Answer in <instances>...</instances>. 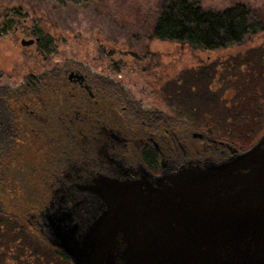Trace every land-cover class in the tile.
Here are the masks:
<instances>
[{"label": "rangeland", "instance_id": "rangeland-1", "mask_svg": "<svg viewBox=\"0 0 264 264\" xmlns=\"http://www.w3.org/2000/svg\"><path fill=\"white\" fill-rule=\"evenodd\" d=\"M159 1L88 0L57 9L34 0H0V87L17 86L29 73L76 61L121 82L139 106L247 150L264 133V30L215 50L156 39L151 28ZM238 2L264 24V0H201V5L218 11ZM31 27L48 41L45 59L34 47L20 45L31 38ZM186 89L192 92L188 106L181 100ZM1 234L7 240L8 232ZM26 246L46 262L69 264L54 259L50 249ZM0 249V256L9 251L1 242ZM12 253L17 255L16 248L7 254L9 261L15 258Z\"/></svg>", "mask_w": 264, "mask_h": 264}, {"label": "water", "instance_id": "water-1", "mask_svg": "<svg viewBox=\"0 0 264 264\" xmlns=\"http://www.w3.org/2000/svg\"><path fill=\"white\" fill-rule=\"evenodd\" d=\"M228 148L154 182L92 177L78 190L98 200L96 215L83 227L47 208V243L71 264H264V133Z\"/></svg>", "mask_w": 264, "mask_h": 264}, {"label": "flooded vegetation", "instance_id": "flooded-vegetation-1", "mask_svg": "<svg viewBox=\"0 0 264 264\" xmlns=\"http://www.w3.org/2000/svg\"><path fill=\"white\" fill-rule=\"evenodd\" d=\"M30 35L34 42L27 47H34L45 59L44 36L35 27ZM2 87L14 95L28 89L34 96L32 104L18 107L23 114L20 125L28 131L67 130L73 138V147L68 144L61 149L52 180L46 182L48 196L40 213L46 237L47 208L69 210L73 222L83 227L92 220L100 203L78 186L96 175L154 182L187 163L231 156L227 143L204 133L194 135L155 108L139 106L121 82L76 61L29 73L17 86ZM55 114L61 115V123L55 121Z\"/></svg>", "mask_w": 264, "mask_h": 264}, {"label": "trees", "instance_id": "trees-1", "mask_svg": "<svg viewBox=\"0 0 264 264\" xmlns=\"http://www.w3.org/2000/svg\"><path fill=\"white\" fill-rule=\"evenodd\" d=\"M34 1L62 9L67 6H81L88 0ZM262 22L263 20L252 18L250 9L244 3L238 2L215 11L205 9L201 0H160L151 36L194 48L215 50L240 44L247 36L263 31ZM44 43L47 46L48 41L44 39ZM188 90H183L185 97L181 99L185 106L191 102L189 98L192 92ZM33 98L28 89L14 95L7 88L0 87V242L2 245L5 243L9 249L7 253L1 252L0 264H20L28 260L29 264H35V260L38 261L37 264H53L44 261L34 250V253L28 251L26 245H40L50 249L55 253L54 259L59 258L71 264L62 251L47 243L46 235L41 231L40 213L48 196L46 182L52 180L54 160L61 154V149H66L68 144L73 147L74 142L67 130L46 129L31 132L20 125L23 114L18 107L24 103L32 104ZM60 116L54 115L57 123L62 122ZM181 124V128L191 131L187 123ZM203 132L213 137L208 131ZM44 165L50 166V169L44 170ZM1 231H7L8 236H18H6L5 240ZM13 247L16 248V253L19 250L20 252L16 256L12 253V258H15L9 261L7 254L11 253Z\"/></svg>", "mask_w": 264, "mask_h": 264}]
</instances>
